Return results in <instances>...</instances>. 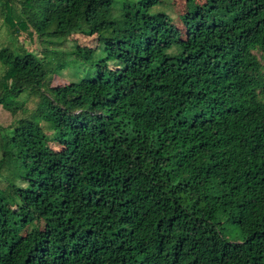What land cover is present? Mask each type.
I'll return each instance as SVG.
<instances>
[{
  "label": "trees",
  "instance_id": "1",
  "mask_svg": "<svg viewBox=\"0 0 264 264\" xmlns=\"http://www.w3.org/2000/svg\"><path fill=\"white\" fill-rule=\"evenodd\" d=\"M165 1L0 0V264H264V0Z\"/></svg>",
  "mask_w": 264,
  "mask_h": 264
},
{
  "label": "rangeland",
  "instance_id": "2",
  "mask_svg": "<svg viewBox=\"0 0 264 264\" xmlns=\"http://www.w3.org/2000/svg\"><path fill=\"white\" fill-rule=\"evenodd\" d=\"M155 9H161L165 11L174 20H178L177 18L179 14L185 9V4L184 0H166L162 6H158ZM15 28L13 29V27H11L4 15L0 13V47L21 46L23 48L33 51L38 55H41L42 49L45 46L43 43L39 42V38L37 37L36 32L31 29ZM75 39L81 45H95L94 36H87L82 33H72L68 37V41L59 49L69 48ZM68 70L71 71L70 68L66 67V69L63 70V75H52L50 79L51 85L54 86L67 83L69 79L65 77L64 74H66ZM19 100L24 101V105L22 110H18L16 114L10 113L0 105V127H5L7 125L12 124L15 120L21 117H25L28 112L33 110L36 106V98L28 96L25 93H22L19 96ZM42 125L46 132H50V129L44 122H42ZM50 146L55 149H61V145L56 142H51ZM220 220L223 221V223L221 224V227H223L222 232L229 241H240L242 239L240 232L234 227L233 223L226 222L223 217L220 218Z\"/></svg>",
  "mask_w": 264,
  "mask_h": 264
}]
</instances>
